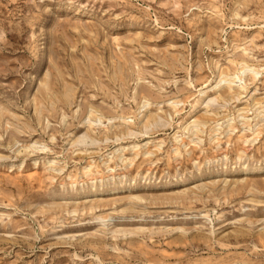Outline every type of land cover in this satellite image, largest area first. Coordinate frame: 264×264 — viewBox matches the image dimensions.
<instances>
[{
  "label": "rangeland",
  "instance_id": "374dc122",
  "mask_svg": "<svg viewBox=\"0 0 264 264\" xmlns=\"http://www.w3.org/2000/svg\"><path fill=\"white\" fill-rule=\"evenodd\" d=\"M0 264H264V0H0Z\"/></svg>",
  "mask_w": 264,
  "mask_h": 264
},
{
  "label": "bare ground",
  "instance_id": "6f19581e",
  "mask_svg": "<svg viewBox=\"0 0 264 264\" xmlns=\"http://www.w3.org/2000/svg\"><path fill=\"white\" fill-rule=\"evenodd\" d=\"M123 148H124V147H123ZM148 153H149V152H148ZM148 153H147V154H148ZM145 154H146V153H145Z\"/></svg>",
  "mask_w": 264,
  "mask_h": 264
}]
</instances>
